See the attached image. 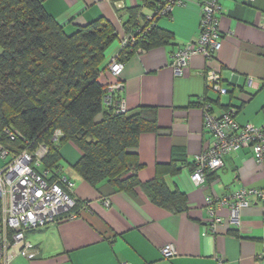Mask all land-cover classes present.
Wrapping results in <instances>:
<instances>
[{
  "label": "crops",
  "instance_id": "crops-1",
  "mask_svg": "<svg viewBox=\"0 0 264 264\" xmlns=\"http://www.w3.org/2000/svg\"><path fill=\"white\" fill-rule=\"evenodd\" d=\"M43 1L68 32L100 17L112 22L118 37L106 51L100 80L106 86L116 82L109 63L128 33V9L143 0ZM202 1L186 0L159 19L160 28L173 39L127 59L118 93L129 110L146 105L158 111V130L139 137L140 180L148 182L163 170L166 185L187 197L188 208L171 212L140 187L119 191L107 180L91 185L74 167L80 148L66 142L60 147L61 174L74 183L71 193L80 202L79 214L26 231L29 255L15 252L9 264H217L220 259L228 264H264V201L251 197L238 223L230 221L228 207L216 205L224 220L214 222L207 204L209 197L220 199L240 188L264 189V162H257L252 150L244 147L224 155L223 166L207 173L202 184L192 179L197 155L214 139L205 127L206 104L217 115L234 109L240 124H264V0H220V49L213 57L193 55L177 73L172 55L188 42L196 43ZM213 70L220 74L225 94L208 80ZM5 164L0 157V169ZM167 244L175 247L172 257L162 253Z\"/></svg>",
  "mask_w": 264,
  "mask_h": 264
},
{
  "label": "trees",
  "instance_id": "trees-1",
  "mask_svg": "<svg viewBox=\"0 0 264 264\" xmlns=\"http://www.w3.org/2000/svg\"><path fill=\"white\" fill-rule=\"evenodd\" d=\"M142 3L128 9L124 22L127 32L137 35L135 44L129 42L119 52L124 62L138 50L173 39L160 28L157 16L148 19L145 12L159 10L165 0ZM117 37L105 17L68 32L46 11L43 0H0V143L14 153L45 145L42 164L51 172L49 180L56 181L62 176L60 147L73 142L82 153L74 167L91 185L107 180L119 191L140 187L154 203L174 213L185 211L187 197L169 189L163 170L148 182L138 176L139 137L158 130L157 108L143 105L121 112L117 103L105 100L107 84L100 76L106 51ZM8 127L21 135L11 141ZM58 130L61 136L54 141ZM79 208L77 200L73 211L79 213Z\"/></svg>",
  "mask_w": 264,
  "mask_h": 264
},
{
  "label": "built area",
  "instance_id": "built-area-1",
  "mask_svg": "<svg viewBox=\"0 0 264 264\" xmlns=\"http://www.w3.org/2000/svg\"><path fill=\"white\" fill-rule=\"evenodd\" d=\"M254 1V0H251ZM186 0H165V5L157 11L147 13L148 19L156 16L159 19L169 16L176 6L184 5ZM121 6V4H118ZM222 11L220 0H203L201 3V19L196 43L188 42L183 48L172 55V65L177 73H182L193 55L201 53L213 57L221 47L219 31V14ZM159 24V23H158ZM142 28L137 29L140 33ZM137 35L127 33L122 39V47L129 42L135 44ZM121 47V48H122ZM142 52V50H138ZM112 74L118 79L106 86L105 100L117 103L119 111L127 110L124 101L117 94L123 88L120 79L125 62L114 55L109 63ZM208 80L212 87L220 94H225L227 88L220 83V74L209 72ZM205 127L213 134V141L204 151L197 155L192 179L196 184H202L209 172L216 171L224 164V155L235 152L240 148L249 147L257 162H264V124H240L235 118V110L228 109L221 115L212 113L210 105L205 106ZM8 138L13 141L21 133L17 129L6 128ZM61 132L56 131L53 140L58 141ZM47 147L41 145L36 151L27 149L14 153L9 147L0 143V156L10 159L0 169V264H9L15 252L29 255L30 243L25 238L29 229L42 227L58 221L60 217L75 218L78 212L73 211L77 199L72 195L74 183L67 177H58L50 181L51 172L43 167L42 158ZM61 171V168H60ZM251 197L264 201V189L240 188L222 198L209 197L207 204L214 222H222L224 218L216 213L217 207L226 206L230 211V221L238 223L242 208L252 203ZM108 205L109 201L106 200ZM165 257H172L175 253L173 244L162 248ZM217 264H228L220 259Z\"/></svg>",
  "mask_w": 264,
  "mask_h": 264
},
{
  "label": "rangeland",
  "instance_id": "rangeland-1",
  "mask_svg": "<svg viewBox=\"0 0 264 264\" xmlns=\"http://www.w3.org/2000/svg\"><path fill=\"white\" fill-rule=\"evenodd\" d=\"M114 42H115V41H114ZM114 42H113V43H114ZM113 43H112V44H113ZM1 53H2V46L0 45V54H1ZM0 157H1V156H0ZM3 159H4V158H3ZM9 159H10V157H9L8 159H4V160H5L6 162H8Z\"/></svg>",
  "mask_w": 264,
  "mask_h": 264
}]
</instances>
